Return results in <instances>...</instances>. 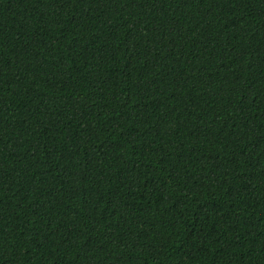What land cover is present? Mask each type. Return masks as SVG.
I'll return each mask as SVG.
<instances>
[{"label": "trees", "instance_id": "trees-1", "mask_svg": "<svg viewBox=\"0 0 264 264\" xmlns=\"http://www.w3.org/2000/svg\"><path fill=\"white\" fill-rule=\"evenodd\" d=\"M0 264H264V0H0Z\"/></svg>", "mask_w": 264, "mask_h": 264}]
</instances>
